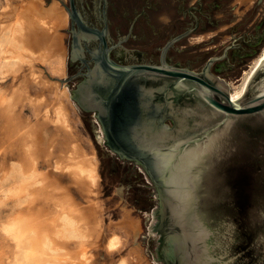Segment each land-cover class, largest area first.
<instances>
[{
	"label": "water",
	"instance_id": "obj_1",
	"mask_svg": "<svg viewBox=\"0 0 264 264\" xmlns=\"http://www.w3.org/2000/svg\"><path fill=\"white\" fill-rule=\"evenodd\" d=\"M101 1L70 0L68 82L72 97L80 105L100 110V121L110 145L113 147L115 141L122 156L140 162L159 188L161 219L151 237L155 259L159 264H246L251 258L247 264L256 261V264H264V58L249 77L243 93L232 99L227 82L228 92L221 94L208 79L211 76L214 81L218 80L212 75L214 72L232 78L241 74L242 71L229 68L226 60L230 44L222 55L210 57L203 67L205 74L175 65H198L223 44L189 51L217 40L220 35L193 44L189 42L187 36L194 28L185 30L189 26L183 18L187 0H164L155 10H148L150 24L144 30L143 27L137 30L138 39L134 41L127 40L130 24L141 3L147 0H103L104 8ZM228 1H219L214 27L234 18L233 7L237 3L228 5ZM256 4L245 18L218 33L242 29ZM73 21L79 27L76 30ZM107 35L121 47L113 52L114 56L148 62L161 59L160 64L114 61L109 55ZM261 35L264 37V16L250 33L245 31L235 37L239 44L245 45L243 53L235 50L230 54H241L238 55L241 60L253 50L256 37ZM84 36L100 39L101 53H97L98 58L94 57L96 62L92 64L90 78L81 82L82 76L73 75L79 65L74 56L86 57ZM175 43L189 45L174 48L167 57L168 49ZM91 46L89 51L93 53L98 47L95 40ZM128 51L130 57L125 55ZM160 82L164 86H159ZM161 87L170 100L167 106L173 109L174 102L170 98L173 95L196 96L199 104L198 109L193 108L191 121L185 116L174 123L157 121L152 119L153 115L139 120L133 116L135 112H131L132 119L128 116L116 120L112 116L120 103L121 92L142 88L150 94L147 95L151 101ZM90 91L93 94L89 97ZM95 96L101 100L98 105L87 101H95ZM152 112L157 113V110ZM176 129L182 132L177 133ZM235 138L243 150L234 148L235 152L224 153V148ZM216 157L221 162L213 161L212 177L206 172L207 159ZM224 181L230 184L228 196L232 197L229 200L222 198ZM212 182L219 184L214 197L209 192L211 185L208 186ZM229 213L230 220L235 219L242 251L249 252L246 257L238 253L239 246L234 244V223L222 220ZM221 223L224 226L219 227Z\"/></svg>",
	"mask_w": 264,
	"mask_h": 264
},
{
	"label": "bare ground",
	"instance_id": "obj_2",
	"mask_svg": "<svg viewBox=\"0 0 264 264\" xmlns=\"http://www.w3.org/2000/svg\"><path fill=\"white\" fill-rule=\"evenodd\" d=\"M20 1V5L14 4L12 0L7 1L5 7L9 6V16L12 18L0 26V32L4 34V41L0 40V48L8 54L12 50L0 62L2 74L5 76L13 73L17 77L18 71L26 72L19 86L12 93L9 92L10 95L0 92V104L10 110L12 105L16 108L19 100L25 99L33 107L31 121L24 123L19 116L17 120L21 122L15 120V123H11L13 130L21 133L22 160L15 168V173L12 172L17 175L13 176L12 182L4 189L3 198H23L22 203L27 206L2 224L3 232L15 246L9 264H88L89 236L102 226L100 219L91 218L92 214L76 203L70 193L62 190L63 187L54 177L38 167L39 153L43 150L42 128L49 125L51 128L52 125L57 132L60 131L58 135L64 137L61 141L62 154L55 159V169L66 172L71 182L88 193L95 192L100 178L97 152L93 148V151H87L77 140L71 141L66 135L70 134L72 111L68 91L61 88L56 80L51 85L47 84L49 80H42L44 76L40 64H47L53 74H65L66 49L59 29L67 23V13L57 0H53L48 6L42 0ZM263 58L264 46L250 69L245 70L241 82L232 86V99L243 93L249 77ZM30 85H42L41 89L50 91L51 98L44 95V92L37 96L29 95L27 88ZM43 102L47 105L42 108ZM48 148L46 152L50 155L53 150ZM37 202H40L39 206L35 205ZM122 211L121 216L110 223L113 229L105 245L109 254L119 250L124 244V234L136 240L141 230L139 218L127 210ZM70 241H74V247H70ZM129 253L133 264H151L146 261L140 244L130 247ZM117 264H128V259L123 256Z\"/></svg>",
	"mask_w": 264,
	"mask_h": 264
},
{
	"label": "rangeland",
	"instance_id": "obj_3",
	"mask_svg": "<svg viewBox=\"0 0 264 264\" xmlns=\"http://www.w3.org/2000/svg\"><path fill=\"white\" fill-rule=\"evenodd\" d=\"M7 1L8 0H0V26H2V24L5 22L7 23L11 17L9 16L8 11L10 9L9 6L5 7ZM12 1L16 5H20L22 3L20 0ZM42 1L45 6H48L50 5V2H53V0ZM57 1L60 7L64 8L63 10H65V12L67 13V23L65 24V26H62L59 29L63 35V42L66 49L64 68L65 74L61 76L56 73L53 74V70L51 71L47 64H40L44 76L42 80H49L47 81V84L50 85L57 81V84L60 83L59 86L61 88L66 89L68 91L72 111L70 117L71 130L70 134L66 135L71 141L77 140L80 145L87 151L95 150V152H97L96 154L98 157V170L100 178L98 184L95 186V192L88 193L86 191H81V189L75 183L71 182V178L66 172H60L55 169V159L60 157L62 154L63 147L61 141H63L64 137L59 136L58 134L60 131L57 132L54 126L52 125V129L49 128L50 125L46 128H42L43 150L39 153L38 167L47 175L54 177V179L57 180V183H59L60 186L63 187L62 190H65V192L70 193L76 203H79L82 207L86 208V210L92 214L90 216L91 218L100 219V223L102 224V226L98 227V230L95 229L94 231H92L89 236V245L87 249L88 264H117L118 260L123 256L128 259V264H133L131 259L132 255L129 252L130 247L134 246L135 244H140L141 249H143V254L146 261L151 262V264H159L155 259L151 249V237L154 230L159 225L161 219V196L159 188L153 182V180L151 179V177L149 176V174L141 163L133 159H126L125 157L119 156L116 153V151L108 142L101 121L97 117V112L94 109L90 110L84 108L78 103V101H76L72 97V92L68 82L70 1ZM195 1L196 0H187V4H193ZM257 1L258 0H230L228 1V5H234L235 3H237L233 7V12H236V14L232 20L227 21L219 26L213 27L212 29L210 28L209 31L206 30L202 31L201 33H191L187 36L189 42L193 44L208 39L215 34L220 35L217 40L211 41L201 47L194 48L189 51L213 48L223 43L215 51H213L203 62L193 66L194 69L203 71V67L206 65L210 57L222 55L226 46L231 44L235 37H239L240 35L244 34L245 31L247 33H250L256 27V24H258L264 16V0H260L259 3L256 4ZM255 4L256 7L254 12L249 18L247 24L242 29L238 28L235 29L233 32L218 33L219 31L225 30L229 26L245 18L253 9ZM0 37V40L4 41L3 32H0ZM187 45H189V43H176L175 46L181 48ZM263 46L264 44L262 45V47ZM1 51L2 49L0 48V62L6 55H10L12 53V50L11 52H9V54L8 52L4 53L3 51ZM255 57H253L248 62L249 65L246 68L244 67V70L247 71L250 69ZM244 72L242 71L241 74L239 76H235V78L228 77L226 75H221L217 72H214V74L218 75L221 78H224V80L229 85L233 84V86H236L241 82V78L243 77ZM25 74V71H22L21 73H19L18 71L16 73L17 77H14L13 73H8L4 76L0 67L1 94L10 95L12 93L11 91H13L19 86ZM41 87L42 85H30V87L27 88L28 94H33L34 96H37L41 92H44V95L48 96V98L50 99V91L45 89L43 90L41 89ZM21 101L23 103H21ZM21 101L19 100L16 105V108L15 105H12V108H10V110H8L6 106L0 104V264H9L15 251V246L13 245V242L5 235L2 230V224L6 220H8L10 216L20 211V209H25V207L27 206L25 203H22V201L24 200L23 198V200L21 198L19 200L16 198H3L4 189L12 182V180L14 179L13 176L17 175H14L13 173H15L17 165H20V159L22 160L21 133L17 132L18 135H16L17 133L13 130V127L11 125L16 122L15 120H17V117L19 118V116V119L22 118L23 120L21 121H23L24 123H26L27 120L31 121L33 119V107L25 99ZM46 105L47 104L43 102L42 108ZM2 106L4 109L2 108ZM7 123L9 125H7ZM53 142L55 145L52 144ZM51 146L53 147L51 148ZM47 148L50 151L53 150L50 155H47ZM38 204H40V202H37V204L35 205ZM92 205L94 206L93 208L91 207ZM122 210H127L131 212L132 215L139 218V220L141 221V230L136 240L134 238L130 239V236H126L124 234V244L119 248V250H115L111 254H109L105 248V245L106 240L108 236L112 233L113 229L110 223L111 221H116L121 216V213L123 212ZM69 244L68 245L70 247L75 246L74 241H70Z\"/></svg>",
	"mask_w": 264,
	"mask_h": 264
},
{
	"label": "flooded vegetation",
	"instance_id": "obj_4",
	"mask_svg": "<svg viewBox=\"0 0 264 264\" xmlns=\"http://www.w3.org/2000/svg\"><path fill=\"white\" fill-rule=\"evenodd\" d=\"M161 1H164V0H156L155 2H152L151 0H147V2L141 3V8H140L139 12H137L134 15V17L131 21L130 30H129L130 35L128 36L127 40L134 41V40L138 39L137 30L139 28H142V27L144 30L145 27H148V25L150 24L149 21L147 20L148 15H149L148 10H152V9L155 10L157 8V5H159L161 3ZM219 1H225V0H196L193 4H187V11L185 12V15L183 18L185 21L188 22L189 26L186 27L185 30H187L189 28H194V31L192 33H196V32L201 33L202 31H206V30L209 31L210 28L212 29L214 27L213 25L216 23V18L214 17V13L216 10L219 9ZM208 5H209V7H208ZM101 6H102V8L106 7V4L103 0L101 1ZM85 22L89 26L95 27L94 24H91L87 21H85ZM73 25H74V28H73L74 30L79 28L75 21H73ZM108 26L110 28L109 22H108ZM101 27H102V25L99 27V29ZM73 29H72V33H73V40H74V30ZM184 31H182V32H184ZM182 32H180V33H182ZM106 39H107L108 46L110 47L109 55L114 61H116L118 63H122V64L157 63V64H160V62H161V59L156 61V62H148V61H145L143 59L142 60H138V59L131 60V58L130 59H128V58L121 59L119 57H116V56H114L113 52L115 50L118 51L121 47L118 46V44L116 43L117 40L109 38L108 35L106 36ZM83 40H84L83 42L85 44L84 51H86L87 55H86V57H83V56L80 57L78 55L74 56L75 59H77L79 65L76 66L75 73L73 74V75L82 76L83 80L81 82H84L85 80L90 78V74L92 73V70H93L92 64L96 62L94 57L98 58V54L100 55V53H101V50L99 51L100 39L88 38V37L84 36ZM94 40L96 41L97 46H98L97 49L95 51H93V53L95 52L96 55L93 54L91 51H89V48L92 47L91 45H92ZM113 43H114V45H113ZM263 44H264V37L262 35L257 36L256 41L253 44L254 45L253 50L250 51L249 53H247L241 60H239L238 59L239 53L230 54V52H233L236 50L238 52H241V54H242L243 53L242 51H244L245 45L243 46V44H239L237 39H235L234 42H231V44L227 48V53H226L227 59L226 60L228 62L229 68H232L235 70L238 69L239 72H241V71L244 72L245 71L244 67L246 65L248 66L249 65L248 62L259 53V51L262 49ZM175 45H176V43L168 49L167 57H168L169 52L172 51L174 48H176ZM163 46L161 47V49L159 51L160 58L162 55ZM101 47H103L102 44H101ZM129 52L130 51H128L127 54H125V55L129 56L130 55ZM241 54L239 55V57L241 56ZM175 65L180 66V67H187V68H189L195 72H198V73H204L202 70L194 69L191 66L182 65V64H175ZM216 71H219V70L216 69ZM73 75H71V76H73ZM210 75H211V73H210ZM212 75L214 77L218 78V80L214 81L211 76H210V78L212 80L210 78H208V79L210 80V82L213 85L216 86V88L218 89V92H220L221 94L227 93L228 89L225 86V85H227L226 81L217 75H214V74H212ZM219 80L222 81L223 83H221ZM78 85L75 89L78 88ZM159 86H164V84L160 82ZM228 86H229V92H230V86L232 89L233 84H230ZM161 88H160V90H157V93H159V94H157L156 97L154 96L152 98L153 101L151 100L154 104V107L151 106L150 96H148L150 94L147 91H145V89L136 88V89H132L131 91H128V92H121L120 103L117 104L116 109H115L112 116L116 120H119L121 118H126L128 116L130 117L129 119H132L131 112L132 113L135 112V113H133V116L135 115L137 118H139V120L140 119H143V120L148 119L150 116L153 115L152 119H155L157 121L166 120V121H170V122L174 123L178 119H181L182 116L183 117L185 116L188 120L190 119V121H191L192 117L194 116L192 114L193 108L198 109L199 101L196 98V96H193L192 94H187L184 97L182 95H173V97H170L173 100L174 106H175V109H173V108H170L167 106V104L170 102V100H167V98H166L165 89L164 88L161 89ZM95 92H97V90ZM92 94H93V92L90 91L88 96L90 97ZM95 98H96L95 101H93V100H87V101L91 104L98 105V102H100L101 100H100V98H98V96H95ZM153 109H154V111L157 110V113H153L152 112ZM94 110L97 112V117L100 119V115H101L100 110L98 108H94ZM127 111H128V113H127ZM175 132L180 133L182 131L179 129H176ZM114 146L112 148L116 151V153L119 156H122L120 151L118 149H116V147H118V146L115 143V141H114ZM234 148H235V151L236 150H243L241 146H238V142H237L236 138L233 140V142L230 145H228L224 148V153L231 152ZM235 151H232V152H235ZM122 157H125V156H122ZM125 158L130 159L128 157H125ZM217 159H218V157H216L212 160H211V158L207 159V162H208V170H206L207 173L209 172L212 174L211 170H213V167H214L213 163L215 161L219 162V163L221 162L219 159L218 160ZM223 162H226V161H223ZM219 163H217V164H219ZM218 166H220V165H218ZM212 177H213V174H212ZM223 183H224V185H223L224 193L222 194V198L225 200L226 199L229 200L232 197V196L231 197L228 196V195H230V193H229V191H230L229 181H227L226 183L224 181ZM209 185H211V187L209 188V192L211 193V195L213 194L212 196L214 197V195H216L218 193L216 187H218L219 184L218 183L215 184L214 182H212V183L208 184V186ZM204 192H205V188L203 190V194H204ZM230 215H231L230 213H229V215L228 214L226 216L224 215L223 216L224 218L222 217L223 218L222 220H225L224 222H226V220H228V221H231L234 223L235 219L232 218L230 220V217H229ZM228 224L229 223H227V226H228ZM234 225H235L234 226V228H235L234 229V237L236 238V243H234V244L239 246L237 248L239 251L238 253H242L243 256L246 257V255H249V252L247 253L246 251H244V252L242 251V245H240L241 239L239 238V236H237L238 229L236 227V223H234ZM218 226L222 227V226H224V224L221 223V225L218 224ZM226 235H228V233ZM249 261L251 262L252 259L249 258L247 260V263H249ZM256 263H257V261L254 264H256ZM175 264H176V262H175Z\"/></svg>",
	"mask_w": 264,
	"mask_h": 264
}]
</instances>
